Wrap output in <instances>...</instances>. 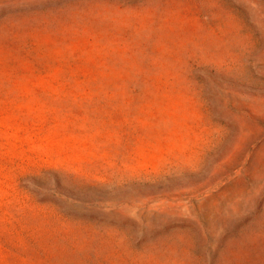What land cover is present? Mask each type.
<instances>
[{"label": "rangeland", "instance_id": "obj_1", "mask_svg": "<svg viewBox=\"0 0 264 264\" xmlns=\"http://www.w3.org/2000/svg\"><path fill=\"white\" fill-rule=\"evenodd\" d=\"M0 264H264V0H0Z\"/></svg>", "mask_w": 264, "mask_h": 264}]
</instances>
